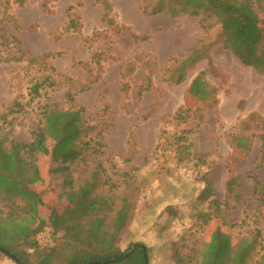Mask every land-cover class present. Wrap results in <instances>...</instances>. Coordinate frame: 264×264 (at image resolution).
Instances as JSON below:
<instances>
[{"label": "rangeland", "instance_id": "obj_1", "mask_svg": "<svg viewBox=\"0 0 264 264\" xmlns=\"http://www.w3.org/2000/svg\"><path fill=\"white\" fill-rule=\"evenodd\" d=\"M5 1L20 26L21 44L8 50L0 46V55L59 53L48 64L73 79L83 78L86 72L78 61L90 62L94 53L102 55L101 69L96 64L87 68L88 81L79 88H89L76 103L84 108L86 124L102 130L103 153L98 156L89 150L73 164V156L53 158L52 138L34 147L36 177L31 186L43 201L24 209L32 215L34 225L49 222L53 209L62 212L74 204L64 193L73 169L76 189L94 182L91 194L107 198L106 225L116 233L115 243L121 250L143 242L149 248L148 264H176V242L190 245L192 240L205 238L196 216L214 210L203 194V177L208 174L222 215L229 221L227 230L241 236L259 227L264 240V207L259 206L254 193V174L264 184L261 140L255 135L264 126V0L259 3L255 27L247 26L240 35L236 22L230 32L231 42L258 66L244 64L218 43L221 24L215 18L210 19L214 26L204 29L202 16L153 15L144 10L140 0H110L118 26L129 28L118 31L102 20L104 8L99 0H27L23 6L16 0H0V35L7 38L18 32L6 19ZM158 1L149 0V7ZM70 17L78 22V31H66ZM131 32L149 39L136 41ZM203 42L208 44L207 57L189 66L186 79L176 84L172 76L180 61ZM130 66H135V72L124 79L130 86L124 93L121 74ZM43 68L25 58L0 63V115L22 94L26 96L31 78ZM149 70L153 85L139 95L147 85ZM57 73L52 76L56 87L47 97L28 104L25 112L12 120L10 130L17 141H32V130L43 122L40 107L45 102L68 106L64 97L68 83ZM98 75L99 81L90 84ZM187 105L192 107V115L178 123L175 113ZM252 114L256 116L255 130L243 131L239 119ZM183 128L191 129L192 156L179 162L172 136ZM244 132L252 138L251 149L235 143L236 136ZM99 159L102 167L97 168ZM230 178L239 182L232 194L227 192ZM123 204L128 206L129 219L120 228L117 210ZM6 211L0 198V214ZM40 240L63 259L57 264L66 263L71 242L65 227L55 236L44 231ZM92 257L82 253L77 259ZM0 264L17 263L0 252Z\"/></svg>", "mask_w": 264, "mask_h": 264}, {"label": "trees", "instance_id": "obj_2", "mask_svg": "<svg viewBox=\"0 0 264 264\" xmlns=\"http://www.w3.org/2000/svg\"><path fill=\"white\" fill-rule=\"evenodd\" d=\"M23 6L27 0H16ZM104 8L102 20L109 26L115 27L118 31L129 30L126 26H118L113 16V8L110 0H99ZM145 11L157 15L167 12L171 16L180 14H190L192 16H202L204 29H211L214 25L210 19L215 18L221 24V34L217 40L224 48L230 49L237 55L244 64L258 66L256 61L247 57L236 45L231 42L230 32L234 29V24L238 22V32L245 33L247 26L255 27L258 18V6L261 0H159L158 4L149 7V0H140ZM4 14L6 19L12 21L15 34L0 35V46L4 50L13 45H20V26L15 18L9 13L10 3L4 2ZM72 7H69L71 9ZM205 20L208 22L206 23ZM79 24L75 18L70 17L66 26V31L73 29L78 31ZM97 35V33H96ZM131 37L136 41H146L148 35H139L131 32ZM95 38V34L92 39ZM7 39V41H5ZM1 51V50H0ZM22 56L10 54L0 55V63L29 60L31 62L44 65L40 74H36L27 86V94L21 95L13 104L7 107L0 115V198L6 203L7 211L0 214V248L14 255L18 260L12 258L17 264H57L62 261L60 255L53 247L43 244L40 240L42 233L49 230L52 235H56L63 227L69 235L71 248L67 257V264H84L91 262L96 264H147L149 262V248L143 242H135L130 248L121 250L115 243L116 233L106 225L105 209L110 208V204L105 196L93 195L92 188L94 182H86L79 188H75L73 169L68 174V182L64 186V193L74 200V204L62 212L53 209L50 221L34 225L32 215L26 212L25 206L32 203H41V194L32 188L31 183L36 177L34 165V147L42 144L48 138H52L55 143L52 149L53 158L73 156V164L85 158V154L90 150L92 154L101 156L104 144L102 142L103 132L100 128L86 124L83 118L84 108L77 105V97L85 92L88 87L79 88L80 84L88 81L87 68L96 64L101 69L102 55L94 53L88 61H78L77 63L86 69L83 78L73 79L68 75L57 73L53 66L48 64L50 58H54L59 53L47 52L41 57H33L27 51H21ZM208 55V44L201 43L199 47L192 50L180 61L176 68V74L172 76L176 84L182 83L186 79L189 66L195 65ZM126 71V72H125ZM122 73L121 90L127 93L130 86L124 79L135 72V66L126 67ZM53 73L66 77L68 85L64 92L67 107L59 104H49L45 102L40 107L43 118L42 124L32 130V141L21 143L12 137L10 126L15 117L23 114L27 105L36 99L45 98L49 90L54 89L55 81ZM100 75L95 76L91 81L97 82ZM147 85L139 90V95L149 90L153 85V74L151 70L146 76ZM26 97L28 100H26ZM192 115V107H183L175 113V120L178 123L186 122ZM256 116L249 115L239 119L238 126L243 130H255ZM264 124V121H263ZM263 131L255 134L261 140V162H264V126ZM97 131V134L91 133ZM191 129L183 128L177 130L172 138L175 145V157L179 162L192 156V144L190 142ZM235 143L242 142L247 149L252 147V138L240 134ZM101 161L97 168L102 167ZM205 190L203 194L210 199L212 211L200 212L197 214V222L205 231V238L192 240L189 245L186 241L176 242L174 246V256L176 264H264V240L262 229L257 227L248 235L234 236L226 226L229 221L222 215L221 204L214 193L213 183L205 174L203 177ZM254 193L257 195L259 206L264 207V184L257 174H254ZM239 186L238 180L230 178L227 182V192L233 193ZM211 197L213 199L211 200ZM129 219V209L123 204L117 210V224L124 227ZM199 220L202 222L200 223ZM67 222H70L66 225ZM232 226V224H231ZM230 227V226H229ZM240 235V234H239ZM84 253L92 257L81 261L77 259ZM72 258H75L72 260ZM65 263V264H66Z\"/></svg>", "mask_w": 264, "mask_h": 264}, {"label": "water", "instance_id": "obj_3", "mask_svg": "<svg viewBox=\"0 0 264 264\" xmlns=\"http://www.w3.org/2000/svg\"><path fill=\"white\" fill-rule=\"evenodd\" d=\"M134 248H135V247H134ZM0 250H1L2 252H5V253L8 254L9 256H11L12 258H14L16 261L18 260L14 255L8 253V252L5 251L3 248H0ZM88 264H96V262H94V263H88ZM147 264H148V263H147Z\"/></svg>", "mask_w": 264, "mask_h": 264}]
</instances>
